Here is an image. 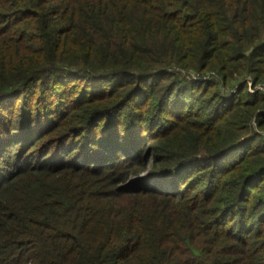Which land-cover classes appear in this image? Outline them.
<instances>
[{"label": "trees", "instance_id": "1", "mask_svg": "<svg viewBox=\"0 0 264 264\" xmlns=\"http://www.w3.org/2000/svg\"><path fill=\"white\" fill-rule=\"evenodd\" d=\"M259 82L264 0H0V264H264Z\"/></svg>", "mask_w": 264, "mask_h": 264}, {"label": "rangeland", "instance_id": "2", "mask_svg": "<svg viewBox=\"0 0 264 264\" xmlns=\"http://www.w3.org/2000/svg\"><path fill=\"white\" fill-rule=\"evenodd\" d=\"M219 75H218V73L215 71V70H208L207 72H205V73H200L199 71H195V70H193V74H192V77L193 78H197V77H203V78H213V77H218ZM244 79H247V80H249V82L250 81H252V79H253V77L251 76V75H248V76H241L240 78H239V80L241 81V80H244ZM237 80L238 79H236V82H237ZM239 80H238V82H239ZM257 86H258V88L259 89H264V82H259L258 84H257ZM256 86V87H257ZM252 88V86L250 85V87H249V89H251ZM223 90L225 91V92H227V93H231V91L233 90V87L230 85V86H226L225 87V85L223 86ZM258 130H261L263 133H264V130H262V129H260V128H257ZM151 166H152V162L150 161V163L147 165V168H146V170L143 172V175H147L148 173H149V171H150V168H151ZM154 180H158V179H154ZM164 184H165V186H168V187H170V182L169 181H165L164 182Z\"/></svg>", "mask_w": 264, "mask_h": 264}, {"label": "built area", "instance_id": "3", "mask_svg": "<svg viewBox=\"0 0 264 264\" xmlns=\"http://www.w3.org/2000/svg\"><path fill=\"white\" fill-rule=\"evenodd\" d=\"M257 88H258V86H257L256 88H253V87H252L251 90H256Z\"/></svg>", "mask_w": 264, "mask_h": 264}]
</instances>
